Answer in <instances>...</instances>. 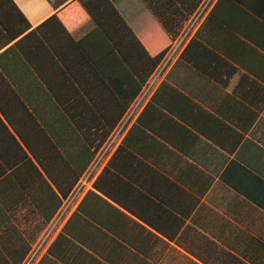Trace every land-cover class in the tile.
<instances>
[{
  "label": "crops",
  "instance_id": "0c3cea01",
  "mask_svg": "<svg viewBox=\"0 0 264 264\" xmlns=\"http://www.w3.org/2000/svg\"><path fill=\"white\" fill-rule=\"evenodd\" d=\"M11 1L0 264L25 260L173 40L144 0H108L102 26L97 0ZM35 264H264V0H214Z\"/></svg>",
  "mask_w": 264,
  "mask_h": 264
},
{
  "label": "built area",
  "instance_id": "2783aa9c",
  "mask_svg": "<svg viewBox=\"0 0 264 264\" xmlns=\"http://www.w3.org/2000/svg\"><path fill=\"white\" fill-rule=\"evenodd\" d=\"M214 0H201L196 10L185 22L182 29L173 39L168 50L143 84L139 94L133 99L126 109L119 123L111 130L107 138L94 151L91 162L86 170L78 178L68 195L61 199L60 205L50 222L45 227L42 235L29 250L28 255L21 264H35L43 253L51 237L61 227L68 215L74 210L81 196L92 187L93 180L103 170L113 150L118 146L124 132L130 126L135 116L142 108L146 100L154 91L157 84L163 78L167 70L177 60L185 45L193 37L199 25L207 15Z\"/></svg>",
  "mask_w": 264,
  "mask_h": 264
},
{
  "label": "trees",
  "instance_id": "16d2710c",
  "mask_svg": "<svg viewBox=\"0 0 264 264\" xmlns=\"http://www.w3.org/2000/svg\"><path fill=\"white\" fill-rule=\"evenodd\" d=\"M62 1H66V0H62ZM81 1L82 0H79V2H81ZM144 1L148 4V7L151 10L152 14L158 20V22L162 25V27L165 29V31L167 33H169L172 36V38L174 39L178 34L177 29L179 27H181V25L184 21L188 20V17L192 14V12L198 6V4L201 0H173V1L168 0L169 4L165 8H161L160 5L156 4L155 2H152V0H144ZM175 2L180 4L181 9H182L181 11H178L179 9H174L172 11V9L175 7ZM173 4H174V6H173ZM0 5L11 6L16 12H18L11 0H0ZM82 5H83L84 9L86 10V12L88 13V15L93 19V21H95V22L101 21V26L103 25V23H104L109 12H112L113 15L119 19L117 13L115 12V10L113 9V7L111 6V4L108 0H97V5L99 8V9L96 8L97 11L94 10V8L92 7L93 5H91V3L83 2ZM177 11H178L177 15H180V17H178V18H176V16H174V18H173L171 15L169 16L167 14V12H177ZM122 25H123V23H122ZM123 27L128 32V34H130L129 30L124 25H123ZM23 29H27V25H25V27L20 30V33H21V31H24ZM14 37L15 36L13 34L12 39ZM164 54H165V51L160 56H157L156 58L152 59L153 63H154V68L159 63V61L161 60V58L163 57ZM154 68H153V70H154ZM110 132H111V130L108 132V134ZM108 134H107V136H108ZM103 141H101L100 144L94 148L93 154H94V151L102 144ZM64 197H66V195L63 196V198Z\"/></svg>",
  "mask_w": 264,
  "mask_h": 264
}]
</instances>
